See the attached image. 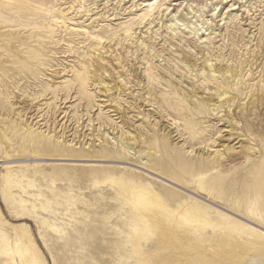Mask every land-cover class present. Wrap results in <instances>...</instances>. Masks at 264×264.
<instances>
[{
    "label": "rangeland",
    "instance_id": "1",
    "mask_svg": "<svg viewBox=\"0 0 264 264\" xmlns=\"http://www.w3.org/2000/svg\"><path fill=\"white\" fill-rule=\"evenodd\" d=\"M118 81L126 87L120 92ZM223 89L235 96L230 115L208 112L203 99ZM28 132L49 152L22 151ZM121 132L136 141L135 155L114 141ZM0 133L9 138L0 143V211L8 223L0 229L11 245L28 231L46 264H138L126 259L122 181L136 174L147 185L162 181L159 144L171 166L184 157L214 167L205 178L214 174L231 203L188 185L213 213L228 211L264 230V186L252 206L260 210H244L264 167V0H0ZM142 146L155 151L148 170L137 154ZM203 149L227 161L213 164ZM100 166L119 171L115 184L94 185L88 168ZM3 168L18 184L13 190ZM0 264L20 261L0 252Z\"/></svg>",
    "mask_w": 264,
    "mask_h": 264
},
{
    "label": "bare ground",
    "instance_id": "2",
    "mask_svg": "<svg viewBox=\"0 0 264 264\" xmlns=\"http://www.w3.org/2000/svg\"><path fill=\"white\" fill-rule=\"evenodd\" d=\"M142 59L147 60V58ZM207 62L211 60L208 59ZM207 66L211 77L217 80L213 65L210 63ZM102 69L103 73H107L103 64ZM224 73L223 77L228 79L229 70H225ZM94 81L101 85L105 93L110 91L109 84L102 79L95 78ZM116 87L117 92H120L125 85L118 81ZM203 100L206 102L208 112L230 115L235 96L227 89H223L219 93L215 91L211 97ZM246 107L247 105L241 104L239 113H246ZM10 132L11 137H16L19 131L14 127ZM8 139L0 133V143L4 141L8 144ZM114 141L130 155L136 154V141L129 132H121L118 140L114 139ZM142 141H144L143 138ZM102 142L108 145L107 135L103 136ZM156 147L157 153L161 154L155 164V169L162 173L157 175L162 181L147 185L146 180L139 174L125 175L122 181L124 204L129 206L127 225L131 228L129 244H131L132 253L126 259L129 260L130 257L138 264H264V230L250 223L249 220L234 218L228 211H222L223 213L220 214L213 213L208 206L216 208L210 204L209 200L200 196L198 191L192 193L189 190L188 185L194 183L201 191L212 193L217 198L222 196L223 202L231 203L230 195L218 187L219 181L214 178V174H210L209 183L208 178H205V175L211 173L214 167L203 168L184 157L172 161L174 166H171L165 146L159 144ZM20 148L29 153L30 157L34 155L35 150L40 151V148L43 152H49L42 138L31 132L21 137ZM245 149L248 153L256 155L255 148L247 146ZM193 152L195 156L200 154L199 151H191ZM102 153L111 154L107 149H104ZM137 154L142 158L144 167L147 170L150 169L149 165L153 163L155 151L142 146ZM201 154L206 155L204 158H208L216 165L222 166L221 164L227 161L221 152L207 156V150L203 149ZM88 169V176L96 186L106 183L115 184L117 182L115 175H120L119 171L109 166L89 167ZM7 171L6 168L2 169L3 176H7L12 184L6 182V186L9 190H13L18 184L11 180ZM253 185L257 188L253 194L249 193L251 195L247 196L244 204V210L249 213H253L258 208L260 210V206L256 208L252 206H256L257 199L262 194L260 188L264 186L263 166L259 169ZM207 186H210L209 190L206 189ZM183 192L200 198L203 200L200 201L202 203L197 202L198 199L193 200L186 197ZM234 205L238 207L236 213L240 214L241 202L234 203ZM262 207L261 210L264 212ZM0 223L8 224L2 218L1 211ZM12 227L14 230L18 228L16 225ZM20 231L21 234L16 233V239L11 245L7 234L0 229V252L16 254L20 264H46L44 255L30 233L22 229ZM24 239L27 240V244ZM144 244L148 249L144 248ZM150 245L156 249L154 256L148 252L152 250Z\"/></svg>",
    "mask_w": 264,
    "mask_h": 264
}]
</instances>
